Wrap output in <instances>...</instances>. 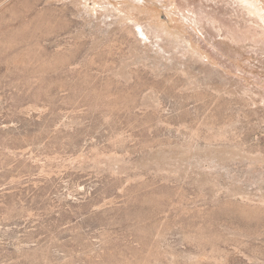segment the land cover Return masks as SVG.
I'll use <instances>...</instances> for the list:
<instances>
[{
    "label": "rangeland",
    "instance_id": "374dc122",
    "mask_svg": "<svg viewBox=\"0 0 264 264\" xmlns=\"http://www.w3.org/2000/svg\"><path fill=\"white\" fill-rule=\"evenodd\" d=\"M0 264H264V0H0Z\"/></svg>",
    "mask_w": 264,
    "mask_h": 264
}]
</instances>
